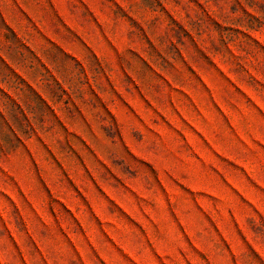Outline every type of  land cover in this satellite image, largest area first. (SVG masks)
I'll use <instances>...</instances> for the list:
<instances>
[{
  "label": "rangeland",
  "instance_id": "obj_1",
  "mask_svg": "<svg viewBox=\"0 0 264 264\" xmlns=\"http://www.w3.org/2000/svg\"><path fill=\"white\" fill-rule=\"evenodd\" d=\"M0 264H264V0H0Z\"/></svg>",
  "mask_w": 264,
  "mask_h": 264
}]
</instances>
